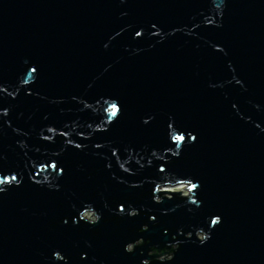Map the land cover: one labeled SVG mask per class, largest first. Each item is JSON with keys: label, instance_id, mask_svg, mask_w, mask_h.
Listing matches in <instances>:
<instances>
[{"label": "water", "instance_id": "obj_1", "mask_svg": "<svg viewBox=\"0 0 264 264\" xmlns=\"http://www.w3.org/2000/svg\"><path fill=\"white\" fill-rule=\"evenodd\" d=\"M0 264H264V0H0Z\"/></svg>", "mask_w": 264, "mask_h": 264}, {"label": "rangeland", "instance_id": "obj_2", "mask_svg": "<svg viewBox=\"0 0 264 264\" xmlns=\"http://www.w3.org/2000/svg\"><path fill=\"white\" fill-rule=\"evenodd\" d=\"M187 186L185 185H179V186H176V187H168V188H164V189H167L169 191H172V192H180L182 191L181 193L184 195V196H187L188 195V190L186 189ZM86 217V220H94V216L92 213H86L83 215V218Z\"/></svg>", "mask_w": 264, "mask_h": 264}, {"label": "snow or ice", "instance_id": "obj_3", "mask_svg": "<svg viewBox=\"0 0 264 264\" xmlns=\"http://www.w3.org/2000/svg\"><path fill=\"white\" fill-rule=\"evenodd\" d=\"M115 112H116V109H115V107H114V108H113V114H115ZM176 139H177V140H182L183 137H177Z\"/></svg>", "mask_w": 264, "mask_h": 264}, {"label": "bare ground", "instance_id": "obj_4", "mask_svg": "<svg viewBox=\"0 0 264 264\" xmlns=\"http://www.w3.org/2000/svg\"><path fill=\"white\" fill-rule=\"evenodd\" d=\"M165 190H167V189H165ZM167 191H169V190H167Z\"/></svg>", "mask_w": 264, "mask_h": 264}]
</instances>
